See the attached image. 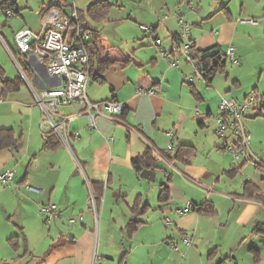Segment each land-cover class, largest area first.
Segmentation results:
<instances>
[{"label": "crops", "instance_id": "crops-1", "mask_svg": "<svg viewBox=\"0 0 264 264\" xmlns=\"http://www.w3.org/2000/svg\"><path fill=\"white\" fill-rule=\"evenodd\" d=\"M92 1L25 0L20 4L17 0L21 10L8 15L7 24L20 19L19 16L23 21L19 20L13 29L11 41L15 45V33L20 29L41 31V11L52 4L61 3L62 10L70 13L74 5L86 10ZM229 1H223L221 10L227 16L222 20L216 21L212 12L208 17L200 15L201 20H192L197 52L201 56L219 53L222 43L232 34L231 40L236 41L237 45L231 41V46L235 47L239 62H231L232 66L238 68L231 75L227 71L226 80L233 77V85L247 88L256 82L258 85L254 87L260 90L264 88L260 85L264 82L262 77L257 79L256 75H241L246 68V49L238 38L240 26L256 29L244 31L242 37L249 39L251 34L258 36L261 31L263 34L264 19H246L254 18L248 9L251 0H235L236 5L239 1L242 3L232 11L228 9ZM174 6L175 3L170 6L167 1L166 8L170 15L166 17V10H163L162 15L153 12L149 19L150 25L166 45L172 42L170 36L180 30L178 19L172 12ZM34 14L39 16L34 18ZM2 24V35L10 38L6 34V25ZM142 25L139 28L146 36ZM94 29L101 57L108 60V65L101 73L100 80L88 84V98L92 102L113 99L123 103L125 109L114 119L97 116V127L91 130L88 128V116L80 113L85 107L82 103L74 101L60 106L54 118L59 124L64 123L60 125V131L67 136L69 146L52 129L51 124L45 122L42 127L43 110L31 86L41 92L45 86L59 84V81L51 78L34 56L30 58L25 55L32 71L27 76L28 81L25 79L18 90L5 93L0 80V127L14 128L21 135L17 149L0 150V173L15 169V186L9 188L0 184V210L5 217L15 215L16 218L14 223L5 219L1 225L0 259L13 261L21 252L13 249L7 239L22 232L27 239L28 249L37 256L36 260L49 251L46 264H123L125 260L127 264L131 261V264H136V259L141 264H171L170 254L164 255L169 250L161 246L166 238V245L174 248L170 240H176L177 236L169 232V228L173 230L175 226L180 240H177L178 248L174 249L180 250V243L186 247L185 252L181 253V264H192V259H199L202 264H221L223 261V264H264L263 260L260 263L254 260L244 263L240 253L246 249L255 255L251 247H257L247 244L253 237H259V245L264 244L263 234L253 231L258 222H264V191L251 178L244 179L242 173L249 161L253 160L252 152L258 146L256 136L254 134L253 143L251 141L250 159L240 161L234 159L223 145V138L215 133L214 116L220 112L222 96L239 99L229 81L221 93L212 87L218 71L212 80L205 78L189 82L188 77L194 73L192 66L186 62L179 68L170 66L160 56L157 46L145 43L144 37L138 39L136 47L130 52L116 44L105 43L100 28ZM0 37L5 40L1 34ZM8 50L13 55L11 49ZM152 86L156 87V93L147 91ZM234 92L237 94L239 90ZM248 94L243 90V99ZM263 112L264 95L261 103L246 114L245 126L246 122H250L251 127L255 128L252 119L264 116ZM75 130L80 132L77 138L72 136ZM172 130L174 136L171 138L169 132ZM50 131L56 133L59 143L52 148L42 149L45 135ZM171 139L173 153L180 144L192 146L173 162L162 155V152L171 149ZM236 139L229 133L230 143ZM145 150L152 151L159 158L162 168L155 170L156 177L160 170L164 180L157 186H151L154 181L142 177L141 173L139 176L132 165L133 157ZM77 164L81 166L85 178ZM256 165L258 168L264 167L258 163ZM238 178L244 180L241 182ZM163 183L170 189V198L164 202L159 200ZM91 184L97 193L103 195L97 216L89 206ZM188 201H194L199 207L210 201L217 212L207 215L198 207L189 213H178V209L185 207ZM48 203L58 206L50 222L40 212L41 205ZM146 204V211L139 216L133 212L135 205L142 209ZM100 212L101 222L97 231L96 220L97 217L100 219ZM132 216L140 220L135 231L128 228ZM70 217H75L77 221L71 224ZM167 218H170V224L166 223ZM29 226L36 230L29 231ZM184 234L191 238L190 244L182 239ZM6 246L13 251L10 257H7ZM141 247L143 251L138 250ZM153 253L159 256L157 261L151 260ZM34 261L25 256L18 262L32 264Z\"/></svg>", "mask_w": 264, "mask_h": 264}, {"label": "built area", "instance_id": "built-area-1", "mask_svg": "<svg viewBox=\"0 0 264 264\" xmlns=\"http://www.w3.org/2000/svg\"><path fill=\"white\" fill-rule=\"evenodd\" d=\"M9 16L14 15V10L8 9ZM170 14H167L168 17ZM174 16L178 19L180 30L178 33L171 35V44L166 45L164 40L156 32L152 26L142 25L143 30L148 34L151 43L157 46L161 57L167 60L172 67H181L186 62L189 63L194 73L188 77L189 82L195 79H205V65L195 56L197 48L196 38L193 36V25L187 20L181 7L177 8ZM77 21L73 25V21ZM79 8L74 5L70 13H66L62 8L54 6L42 15V29L37 32L30 28L20 29L15 33V45L19 52L28 57L34 56L38 63L41 64L47 74L51 78L59 81V84H50L45 86L41 92L36 91L32 86V90L37 99V103L43 110V122L51 124L52 129L56 131L62 140L69 146L67 136L60 131V125L55 120L60 106H67L71 102L78 101L85 107L80 113L88 116V128L93 130L97 127V116H109L114 119L120 115L125 105L113 99L92 102L87 95L88 84L99 79L95 76L91 69L90 50L88 45L93 40L91 30H85L78 24ZM226 56L234 63L239 62L235 47L230 46L226 51ZM21 73L28 81V77L21 68ZM149 93H156L155 86L147 89ZM262 101V95L255 92L249 93L243 100L235 97L223 95L220 103V112L214 116L215 133L223 138V145L232 154L235 160L247 161L251 157V132L245 127L244 118L246 114ZM229 133H232L237 139L234 143L228 140ZM170 137L174 136V131L169 132ZM72 136L77 138L80 132L75 130ZM173 140L169 142V148L173 147ZM15 171L7 169L0 173V184L4 187L15 186ZM29 188L40 191L39 188L28 185ZM93 206L96 209V201L91 195ZM194 201H188L183 208L178 209V213L185 214L196 209ZM58 210V206L54 203L42 204L40 212L46 216V221L50 222ZM82 216H80V219ZM70 223L74 224L77 219L70 217ZM166 223L170 224V218L166 219ZM182 239L187 243H191V238L184 234ZM174 248H178V244L172 243ZM95 264V263H94Z\"/></svg>", "mask_w": 264, "mask_h": 264}, {"label": "rangeland", "instance_id": "rangeland-1", "mask_svg": "<svg viewBox=\"0 0 264 264\" xmlns=\"http://www.w3.org/2000/svg\"><path fill=\"white\" fill-rule=\"evenodd\" d=\"M167 1L170 3V6H172L175 3V9L174 11H172L173 13L175 12V10L179 7H181L183 9L184 15L186 16L187 20L193 25L192 20H201V16L203 17H208V15L212 12L214 13V19L216 21L222 20L224 17H226L227 15H225L226 13H224L221 10L222 5L224 4L223 1H229V0H219V2L217 0H190V2H187L188 0H112L113 5L110 9V11L108 12V15L106 16V18L102 19L99 22H91V26L94 28H100V32L102 37L104 38L105 43L109 42L111 44H116L115 46L123 48L125 51H133V48L136 47V42H138L139 38H143V40L145 41V43H151V39L148 36V34H146V36H144V32L141 31V29L139 28L140 24H144L147 26H151L150 25V21L149 19H151L153 12L154 14H163V10H166L165 14H170L169 11L167 10ZM25 2V0H19L20 4H23ZM251 4H248V9L250 11L251 14L254 15V18H249L246 17V19H254L256 21H260L261 18L264 19V0H251ZM242 2H238V4L236 5V1L235 0H230L229 1V6L228 9L229 10H234L235 7L237 6V8H239L241 6ZM239 5V7H238ZM163 8V9H162ZM201 11L200 14H198V11ZM261 13L256 15L255 13ZM190 13H192L191 15H189ZM201 15V16H200ZM34 18H37V15H33ZM0 23L5 24V28L7 29L6 34H8L10 36V38H5V40L0 39V66L3 67V69L5 70V73L7 75H13V76H17V75H21L25 80L23 74L21 73V68L26 67V60H25V56L23 57V55H21L20 53H18L16 46L14 45L13 41H11L12 37H13V29L17 27V23H19V20H22L21 16H19L18 20H14L12 21L9 25L7 24L8 21V17L5 16V13L0 11ZM23 21V20H22ZM38 21V19H37ZM206 21V20H205ZM42 22V19H41ZM39 23V21H38ZM2 24V25H3ZM41 24V23H40ZM213 25V23H212ZM194 26V25H193ZM216 30H218V28L216 26H214ZM250 29H254V31L256 30L255 28L252 27H248V26H240V38H238V41H240L242 43V45L244 46V48L246 49L245 52V58H246V64H245V70L242 72V77L245 76H255L257 79L259 77H262L264 80V32L262 34V31L258 34V36L256 34H251V36L249 37V39L247 37H242L244 31H249ZM1 31V30H0ZM231 34V33H230ZM231 36L232 34L229 36V38L224 41L222 43V52L226 53L227 49L229 48V46H231L232 43H234V45H237L236 41H232L231 40ZM1 38V37H0ZM232 41V43H231ZM7 43V44H6ZM9 46V48L12 50V52H14V55H12L9 52V48L6 47V45ZM152 44V43H151ZM223 56V55H221ZM232 61L228 60L227 64L225 66V69L223 71H218L213 83H212V87L217 90L219 93L224 92L225 87H226V83L229 81V84L232 87V91L233 93L240 99H243V90L247 91V93H251V92H255L259 95H264V88H260L257 89L254 87V85H258V83L253 82L251 83L248 88L245 86L242 87H238L233 85V77H229L228 81L226 80L225 74L227 71L231 73L234 70H237L238 67L236 66H232ZM244 63V62H243ZM28 75L30 76V73L27 72ZM198 80V79H196ZM205 85V83H203ZM262 87H264V82H262L260 84ZM244 88V89H243ZM245 88L247 90H245ZM239 90V92L236 94L234 91ZM264 113V112H263ZM251 121V120H250ZM253 123L256 124L255 128L251 127L250 122H246V128L251 132V135L253 136L252 138V143H253V139H254V134L256 136V144L258 146H256V149L253 150L254 152H252V161H249V164H247V168H245L244 170H242V173L245 175L244 179H248L251 178V181H253L256 184L261 185L262 187V191H264V167H261L256 165V163L261 164L264 166V116L263 115H259L255 118L252 119ZM252 147V144H251ZM78 163V162H77ZM77 166L79 167L78 169L82 172L83 171L81 169V166L79 164H77ZM15 171V169H13ZM241 173V172H240ZM84 178L85 175L83 174ZM243 179V180H244ZM164 180V174L162 171H158L157 172V177L155 179L154 182L151 183V186H157L161 183V181ZM239 181H243L242 179L238 178ZM91 198V196H90ZM89 198V206L92 207V210H95L93 206V202L92 199L90 201ZM95 212V211H94ZM101 212L99 213V217L100 219L96 220V229L98 231V228L100 226V222H101ZM9 218V219H8ZM10 220L11 223H14L16 220L15 215H8V216H4L3 212L0 210V228L1 225L3 224L4 220ZM28 223V222H27ZM29 225V224H28ZM29 231L31 229L32 232H34L36 229L33 228L31 226H29ZM48 230V229H47ZM232 231V229L230 230V232ZM169 232H172L173 234H175L176 240H170L172 242H175L178 244L177 240H180L178 238V234L179 231L177 229H175V226H173V230L171 228H169ZM254 240V241H253ZM166 241L167 239L164 238V240L162 241V246L164 249H168L169 252L165 253L164 255L170 254V260H171V264H181V253L185 252V248L184 245L182 243H180V250H176L168 245H166ZM259 237H253L247 244L249 245H253L256 246L258 250H260L261 254L259 255V263L261 262V260H263L264 262V244H260L259 245ZM257 243V244H256ZM194 249L197 250V248L195 246ZM259 247V248H258ZM6 250L9 253L10 257L13 254V251L11 249H9V247L6 246ZM138 250H142L143 248H139ZM96 252H97V247H96ZM101 250H99V254L101 257ZM240 253L242 254V259L244 263L247 262H252L254 260L255 262V255L252 253V255L246 250L243 249L240 251ZM208 255V254H206ZM180 256V259H179ZM37 257V256H36ZM222 256H219V258H221ZM174 258V259H172ZM218 258V259H219ZM224 258V256L222 257ZM155 260L157 261L159 259V256L155 253L151 254V260ZM187 259V258H186ZM185 259V260H186ZM218 259L214 260L217 261ZM36 260V259H35ZM136 264H141L139 260H135ZM227 261V260H226ZM224 262V261H223ZM223 262L221 264H223ZM132 263V261H131ZM130 263V264H131ZM151 262H149L150 264ZM192 264H202V262L199 261V259H192L191 260ZM110 264V263H109ZM123 264H127V260L124 261Z\"/></svg>", "mask_w": 264, "mask_h": 264}, {"label": "trees", "instance_id": "trees-1", "mask_svg": "<svg viewBox=\"0 0 264 264\" xmlns=\"http://www.w3.org/2000/svg\"><path fill=\"white\" fill-rule=\"evenodd\" d=\"M112 5H113V2H111L110 0H93L89 4V6L86 10L79 9L78 24H80V26L82 28H84L85 30H91L93 35H95V38H93L92 42L89 43L88 48L90 50L91 69L93 72H95V74H94L95 76H99V80H100L101 73L105 70L106 66L108 65L107 64L108 60H103L101 57L100 50L98 48L99 47L98 41H97L98 37L96 35V31H95L94 27L91 26V22H99L102 19L106 18V16L108 15V12L110 11ZM54 6L62 8L61 3L52 4L48 8L42 9V11H41L42 14H44L45 12H47L50 8H52ZM8 9L14 10V13H19L21 10L20 7L18 6L17 0H1L0 1V11L4 12L5 15L8 16V14H7ZM72 24L76 25L77 21L74 20L72 22ZM0 34H1L2 38H4L1 31H0ZM220 51L221 50H219V53H217L215 55H207V54L205 55L204 54L203 56H201L197 52V48L195 49L196 58H198V60L200 62L204 63V65H205V77H206V79H208V81L213 79V76L217 73V71H220L222 69L224 70V68L227 64V61L229 60L227 58L226 54L223 55L222 51L221 52ZM12 53L14 55V52H12ZM18 53L23 55V57L25 56L23 53H21L19 51H18ZM219 54L223 55L222 58L219 60V63L217 64V66H214L212 69H210L213 65L214 57L218 56ZM24 58L26 60V67H23L22 69L24 70L26 75L29 77L27 72H29L31 74L32 67L28 63L26 57H24ZM223 59L225 61H222ZM0 80H1V83L3 85V91L5 93L12 91V90H18L24 84V79L20 74L15 76V77H9L6 75L5 70L1 66H0ZM20 140H21V135L17 134V132L14 128H1L0 127V150L6 149V148L17 149ZM57 143H59V138H57L56 133L54 131L47 132L45 135V141L43 143L42 149L52 148ZM188 148H192V146L188 145V144H180L178 147V150L175 153H173V150L171 148L169 150L162 152V155L169 162H173V160L180 158V156L183 155L184 150L188 149ZM132 165H133L135 171L137 172V174L139 176H140L141 171L144 169L153 168L155 170H158V169L162 168L159 164V158L156 157L153 154V152L150 150H145L142 154L133 157ZM91 191H92L91 195L93 194V196L95 198L96 209L98 212L99 211V204L103 198V195L97 193L93 184H91ZM251 192H252V190H251ZM159 198H160L159 200L163 201V202L169 200V198H170L169 186L165 185L164 183L161 185V192H160ZM147 205L148 204L144 205V207L142 209L138 208V205H135L133 207V212H135V214H137L139 216L142 212L146 211ZM196 207L197 208L199 207L197 203H196ZM199 211H201L207 215L208 214L209 215L214 214L217 212V210L215 209L213 204L210 203V201L209 202L206 201L202 205H200ZM139 224H140V220L138 218H136L135 216H132V218L130 219V221L128 223V228L131 231H135L138 228ZM21 229L22 228H20V230ZM253 231L256 234H263V236H264V222H258L254 226ZM7 241L13 247V249H15L16 251H19V252L21 251V252L14 258L13 261L7 260V259H0V264H28V263H19L18 262L21 258H23L25 256L29 257L30 259L35 260L36 256L28 249L27 239L22 232L20 234L18 233V234H14V235L10 236L7 239ZM252 249L255 250V262L258 263L259 255H260L259 250L254 248V247H251V250ZM48 253H49V251H47L46 254L41 256L38 260H35L34 263H32V264H46L45 263L46 262V256Z\"/></svg>", "mask_w": 264, "mask_h": 264}, {"label": "water", "instance_id": "water-1", "mask_svg": "<svg viewBox=\"0 0 264 264\" xmlns=\"http://www.w3.org/2000/svg\"><path fill=\"white\" fill-rule=\"evenodd\" d=\"M222 58L221 54H219L218 56L214 57L213 59V65L210 69H212L214 66H217V64L219 63V60ZM222 61H225L224 59ZM141 176L150 180V181H155L156 179V172L155 169L153 168H147L141 171Z\"/></svg>", "mask_w": 264, "mask_h": 264}]
</instances>
